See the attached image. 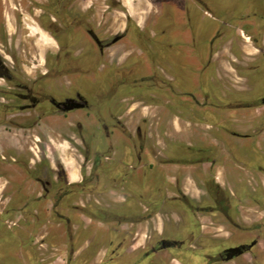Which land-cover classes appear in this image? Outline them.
<instances>
[{"label":"rangeland","instance_id":"1","mask_svg":"<svg viewBox=\"0 0 264 264\" xmlns=\"http://www.w3.org/2000/svg\"><path fill=\"white\" fill-rule=\"evenodd\" d=\"M142 1L138 25L135 0H0L9 73L68 102L110 83L99 116L119 117L105 129L81 110L0 113V264L208 263L181 247L146 257L155 238L212 255L246 245L215 264H264V0ZM88 29L114 45L99 55ZM120 169L131 176L113 178ZM213 181L222 212L209 208ZM65 182L79 193L62 200Z\"/></svg>","mask_w":264,"mask_h":264},{"label":"flooded vegetation","instance_id":"2","mask_svg":"<svg viewBox=\"0 0 264 264\" xmlns=\"http://www.w3.org/2000/svg\"><path fill=\"white\" fill-rule=\"evenodd\" d=\"M66 1H70L72 3V2H75L77 0H66ZM106 1H108V0H106ZM87 34L89 35V37L94 42V44L98 50L99 55H102L103 51L105 49L114 45V44L108 45L106 43L100 42L96 38V36L93 37L94 35L92 33H90L89 29L87 30ZM93 38H95V39H93ZM42 76H49V75L47 73V74H44ZM0 81L3 82L2 85L5 88V89H1V87H0V113L11 112V113H13V115L15 114V116L20 115V114H29L30 115V114L34 113V114H38L37 117H40L41 115L53 114V113H56L57 111H63L64 107L71 105L68 103L67 100L73 99L72 97H67V96H59V98H58V97H56V95H54V93L52 94L51 92L47 91L46 89L43 90V88H41V86L38 89L36 87L35 83L26 82L25 80H23L18 75L13 74V73H9L3 67L2 62H0ZM115 94H116V92L114 89H112V85L110 83H108V88L106 90H102V91L99 90L95 94L92 95L93 98H95L94 101L90 102L88 96H82L80 93L76 92L74 94L75 100L71 101V102H72V105H79L80 106L79 108L74 109V110H81V111H85L88 113H92L93 114V120L96 123V125L102 126V128L107 129L110 125H112V126L116 125L118 123L119 117L112 115V117L109 116V120L107 123L103 122L100 119L99 110H100L101 106H104L106 104V107L108 108V112L112 111L113 107L111 106V103L115 98ZM258 100H260V103L262 105H264V102H263L264 101V95L262 97H260ZM248 103L249 102H247L246 104H248ZM63 104H65V105H63ZM240 105L241 106H239V109H243V108L255 109L258 107V106H254V105L250 106L251 104L244 105V103H241ZM235 107H237V106H235ZM74 110H71V111H74ZM20 122H21L20 120L12 119L10 121V123H7V124L14 126L15 124H20ZM33 123L35 124L36 122L33 121ZM103 139H105V141L107 142L108 148H111L110 135L109 134H108V136L104 135ZM110 152H111V150H110ZM104 159L107 160L108 158L105 157ZM97 160L94 159L93 162H95ZM118 161L124 163V161L122 159H119ZM125 172H127V171L120 169L117 171L113 170L111 173L114 176L113 178H116V176H118L119 178H129L131 175L129 176ZM77 174H78V177L81 178V181H78V182L82 183L83 182V176H82L81 172L79 171V172H77ZM37 181L40 184V186L42 187V191L44 192L45 197H47V195L49 194V190L47 189V187L51 188L50 182L49 181H41L39 179H37ZM120 182H121V180H120ZM144 182L145 181H141L140 186H138V187L142 188ZM128 183L132 184V181L128 180ZM217 183L214 181H213V183L210 182V185L206 186L204 188V190L209 195L210 200L214 204L213 206H210L209 208H212V209L214 208V210L222 212L225 210V208L221 206L224 203H222V202L218 203L216 196L210 190V188H212L215 193H220L223 195V192L221 191V188L219 186L220 184L218 183L219 184L218 185ZM78 187L79 186H77V185L75 187V186H72L71 183L65 182L64 186L61 188L63 191L59 192V196H61V199L64 200L65 198H67V193L69 190L73 191L75 189L77 191V193H79V191L77 190ZM217 206H220L221 208H216ZM75 209H78V207L75 206ZM99 222L104 223L106 221L101 219V220H99ZM195 228L196 227L194 225L193 230H191V232H193V235H195V233H196ZM163 233H164V227L162 226L161 232L157 233V234L159 236H162ZM169 240L171 242L175 241L178 243H170ZM181 242H183V240H179L178 238H175V239H173V238H167V239L155 238L154 243L152 245H150V247L146 248V250L143 251V254L146 257H148V256L154 255L155 253H157L161 250L173 251V250L177 249L178 247H181V248H183V251H181V254H183V256H186L188 258H192L194 260H196L199 257H202L204 260L208 261V263H209L210 259L216 258L215 260H213L212 263H209V264H215V263H227L229 261L237 260L238 258L244 256L245 254H248V251H249L247 249L248 247L246 245L245 246L242 245L243 252L240 255L233 256L232 258L227 260V258H226L228 255L227 250L230 248H224L221 251H219L218 253H216L215 255H212L211 253H202L201 254V252H198L195 250H190L189 249L190 246L187 247V246H184V244L181 245ZM130 247H131V245H130ZM251 257L254 259L253 264H260L261 263L259 260H255L256 259V253H255V255H251ZM262 258H263V256H262ZM205 264H206V262H205Z\"/></svg>","mask_w":264,"mask_h":264},{"label":"crops","instance_id":"3","mask_svg":"<svg viewBox=\"0 0 264 264\" xmlns=\"http://www.w3.org/2000/svg\"><path fill=\"white\" fill-rule=\"evenodd\" d=\"M135 1H137V4L135 6H131L129 4L126 5V12H127V15L129 16V18H131L133 21H135L139 25L141 19L143 17H145V15H146V8L143 7V1L142 0H135ZM245 40H247V38H245ZM111 147H112V144H111ZM113 148H114V145H113ZM69 178H70L71 182H77L78 181L77 172L76 171L70 172ZM215 182L217 183V181H215ZM218 183L220 184V181Z\"/></svg>","mask_w":264,"mask_h":264},{"label":"water","instance_id":"4","mask_svg":"<svg viewBox=\"0 0 264 264\" xmlns=\"http://www.w3.org/2000/svg\"><path fill=\"white\" fill-rule=\"evenodd\" d=\"M118 40V37L114 38L112 40V43H115L116 41ZM264 102V101H263ZM69 104H71L70 106H66L63 108V111L66 112V111H69V110H73V109H77L79 108L80 106L79 105H72V102H68ZM65 105V104H63ZM243 252V247H236V248H230L227 250V260L232 258L233 256H238L240 255L241 253Z\"/></svg>","mask_w":264,"mask_h":264}]
</instances>
